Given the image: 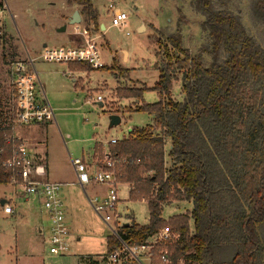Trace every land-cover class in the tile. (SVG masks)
Masks as SVG:
<instances>
[{
    "label": "trees",
    "instance_id": "1",
    "mask_svg": "<svg viewBox=\"0 0 264 264\" xmlns=\"http://www.w3.org/2000/svg\"><path fill=\"white\" fill-rule=\"evenodd\" d=\"M231 1L190 3L206 34L193 55L183 47V16L178 17L176 32L159 43L164 57L150 90L160 100L135 110L150 115L152 125L131 130L129 138L108 149L116 180L131 186L128 199L145 202L148 209L147 226L132 222L120 236L140 244L169 227L181 236L165 247L172 264H264V37L259 41L248 33L241 15L228 7ZM73 2L100 29L90 0H68ZM250 7L254 22L264 27V0H252ZM69 65L73 72L93 70ZM176 71L184 72L181 102L170 94ZM145 90L117 88L116 95L140 102ZM2 109L0 101V186H7L10 171L1 163L10 154L11 129ZM184 201L192 204L190 212L160 219L166 205ZM117 245L108 238L106 253Z\"/></svg>",
    "mask_w": 264,
    "mask_h": 264
},
{
    "label": "rangeland",
    "instance_id": "2",
    "mask_svg": "<svg viewBox=\"0 0 264 264\" xmlns=\"http://www.w3.org/2000/svg\"><path fill=\"white\" fill-rule=\"evenodd\" d=\"M193 0H90L98 14L97 25L105 30L94 28L86 15L79 22L86 39H94L99 48L104 68L86 72L82 77L79 71L73 78L82 77L75 84L71 80L69 64L49 63L42 60L34 62V70L46 100L53 110L54 121L40 125H24L14 130V135L25 141L29 151L42 160L44 152L46 165L52 182L60 179H74L70 160L89 158L95 147L101 151L96 154L90 165H102L104 153L109 150L112 139L122 141L130 136L131 130L152 125V117L135 112L140 105L157 103L160 98L150 90L158 81L157 68L163 60V49L159 43L176 32V22L183 16L181 27L182 43L193 55L205 42L202 32V16L191 8ZM0 101L5 105L7 73L9 63L26 58H37L46 48L54 49L67 46L66 39L73 35L74 26L64 24L65 16L70 13L73 3L68 0H0ZM252 0H233L228 6L241 15L248 33L259 41L263 40L264 27L255 23L250 4ZM76 4V3H75ZM112 7L128 19L124 26H110ZM77 5V4H76ZM77 11L81 8L77 5ZM181 11L182 15L179 13ZM66 27L67 31H62ZM262 38V39H261ZM28 39V40H27ZM81 39V38H80ZM77 43L82 41L76 39ZM119 69L122 71L119 72ZM183 73L174 72L170 94L176 102L183 99ZM83 83V84H82ZM117 88L139 90L146 88L141 95L140 104L133 98L122 99L116 95ZM103 98L102 103L91 102L90 98ZM119 117L117 125H111V117ZM156 130V126L153 124ZM158 131H156V134ZM165 146V162L168 163V141ZM41 148V150H40ZM40 152V153H39ZM42 157V158H41ZM103 186L93 189L86 187L88 195L103 193ZM79 189V187H78ZM106 189V188H105ZM74 190L73 198L86 201L82 191ZM129 187L118 189L117 212L122 225L134 221L139 226H147L148 209L144 202L130 201ZM20 191L11 186H0V264H81L80 257L98 256L104 253L105 239L110 232L105 224L90 210L80 211L76 220H69V250L62 256L48 253V222L41 206L34 201H24ZM16 198H19L17 201ZM68 205V200H65ZM8 205L15 206V212L7 213ZM192 209L190 202L171 205L163 209L160 219L181 216ZM192 231L193 222L190 220ZM41 230L42 235H39ZM102 264H106L102 259Z\"/></svg>",
    "mask_w": 264,
    "mask_h": 264
},
{
    "label": "built area",
    "instance_id": "3",
    "mask_svg": "<svg viewBox=\"0 0 264 264\" xmlns=\"http://www.w3.org/2000/svg\"><path fill=\"white\" fill-rule=\"evenodd\" d=\"M112 0H110V3ZM110 26L121 27L128 19L127 14L114 9L109 4ZM42 60L49 63L89 65L93 70L104 68L100 58V52L94 39L83 38L74 46H58L54 49L44 48L35 59L26 52V58L21 61L9 63L7 73V90L2 116L5 126L10 127L11 133L7 142L11 144L9 156L1 165L6 171H10L8 185L17 188L23 199H33L40 203L45 211L48 227V253L54 256H62L69 250V231L65 222V210L60 198L61 187L45 179L46 170L43 163L35 160L34 154L21 138L14 135L16 128L24 125H40L48 120L55 122L53 110L46 100L42 85L38 81L34 62ZM72 81H77L70 76ZM90 98L91 102L102 103L101 96ZM118 142L112 139L109 145ZM102 165L89 166L81 158L70 160L75 175V184L83 190L86 201L94 214L105 224L110 232L108 238L117 240L118 245L110 254H105L106 264H172L165 247L176 244L181 236L169 227L159 229L147 236L140 244H128L120 236L121 226L117 222L118 206V181L113 168V160L108 151L104 153ZM105 186L106 195L89 197L85 188L87 186ZM19 194V195H20ZM20 195V196H21ZM7 213H13V206L8 205ZM157 247L161 249L156 250ZM177 264H183L179 261Z\"/></svg>",
    "mask_w": 264,
    "mask_h": 264
},
{
    "label": "crops",
    "instance_id": "4",
    "mask_svg": "<svg viewBox=\"0 0 264 264\" xmlns=\"http://www.w3.org/2000/svg\"><path fill=\"white\" fill-rule=\"evenodd\" d=\"M1 3V2H0ZM76 4L75 3H73V7L69 10L70 11V13L68 14V15H66L65 16V19L63 20L64 21V24L65 23H67L69 26H74L73 27V29H74V32H73V35H71V36H68V38L66 39V41H67V43H68V45L67 46H74L75 44H79L80 42H78L77 43V41H76V39H78L79 38V40H82L83 38H85L86 36H85V34L81 31V29H80V26L81 25H79V23H77V24H73V25H71L70 24V21H71V18H72V16H73V13L75 12V11H77V9H76ZM78 13H79V11H77ZM79 16H80V22H81V18H82V16H81V14L79 13ZM104 28V27H103ZM64 32H66L67 31V29H66V27H64ZM104 30H105V28H104ZM81 38V39H80ZM28 40V39H27ZM42 49H44V48H46V44L45 43H42ZM28 53V52H27ZM76 73V71L75 72H73V71H70V74L68 75V76H72L73 74H75ZM79 73H81V75H82V77H84L85 76V74H86V72H81V71H79ZM82 77H78V79H77V81L78 80H81L82 81ZM77 81H75V84H76V82ZM83 82V81H82ZM83 84V83H82ZM139 104H140V102H138ZM27 146V145H26ZM29 146V145H28ZM27 146V147H28ZM30 147V146H29ZM98 148H99V146L97 147H95V152H94V154L91 156V157H89V158H87V159H85V158H81L87 165H89V166H95V165H90L89 164V160L91 161V160H93L94 159V157L96 156V154H99L100 153V151L98 150ZM29 149V148H28ZM40 150H41V148H40ZM101 150V149H100ZM29 152H31L32 154H37V152H35V150L33 149V152L30 150ZM103 152V151H102ZM40 153V152H39ZM41 156L43 157H41L42 158V160H36L37 162H39V163H43V165H44V170H46V176H45V179L46 180H48V181H50V182H52L51 180H49L48 179V176H49V173H48V170L49 169H47V165H46V160H45V155H44V152H42L41 153ZM36 157V156H35ZM52 183H56V184H58L60 187H61V190H60V198L62 199V203L64 204V210H65V222H66V215H68V217H69V220L70 221H72V220H76V218H78V215H79V213H80V211H87V210H90L89 209V207H88V205H87V203H85L84 201H82V200H79V198H73L72 196H71V194L74 192V190H79V189H81V187L80 186H77L76 184H75V175H74V179H68V180H65V179H60V180H57V181H54V182H52ZM119 186H118V189L120 188V187H123V186H126V187H129V190H131V186L130 185H124V184H118ZM99 186V185H98ZM78 187H79V189H78ZM92 188L93 189H96L97 188V185L96 186H92ZM103 188V193H95L94 195H88L87 193V195L89 196V197H96V196H99V197H102V196H104V195H106V192H107V188L105 187V186H103L102 187ZM106 188V189H105ZM80 191H82L83 192V190L81 189ZM85 192H86V188H85ZM130 192V191H129ZM83 194H84V192H83ZM85 195V194H84ZM68 200V205L65 203V200ZM16 200L18 201L19 200V198H16ZM25 201V200H24ZM26 201H34V202H37L39 205H40V203L38 202V201H36V200H33V199H26ZM25 201V202H26ZM5 202V201H4ZM142 202V201H141ZM6 203V202H5ZM117 203H118V201H117ZM145 203V202H144ZM185 203V201L184 202H172V203H170V204H168V205H166L164 208H166L167 206H171V205H178V204H184ZM119 204V203H118ZM41 206V205H40ZM90 206V205H89ZM118 207V206H117ZM163 208V209H164ZM15 209H16V207L15 206H13V213L15 212ZM41 209H42V211H43V214H45V211L43 210V208H42V206H41ZM12 213V214H13ZM117 215H118V217H117V222L119 223V225L121 226V228L122 227H124V226H127V225H130V224H126V225H122L121 223H120V220H119V218H120V215L118 214V212H117ZM45 216H46V214H45ZM46 219H47V217H46ZM48 222V221H47ZM133 223H134V221H132ZM66 224H67V222H66ZM48 227H49V222H48ZM38 232H39V235H42V232H41V230H38ZM107 240H108V237H106V239H105V248H104V253L102 254V255H98V256H88V255H86L85 257H80V259H79V261L81 262V264H91V263H96V264H102L103 262H102V259H104L105 258V254H106V248H107ZM70 245V244H69Z\"/></svg>",
    "mask_w": 264,
    "mask_h": 264
},
{
    "label": "water",
    "instance_id": "5",
    "mask_svg": "<svg viewBox=\"0 0 264 264\" xmlns=\"http://www.w3.org/2000/svg\"><path fill=\"white\" fill-rule=\"evenodd\" d=\"M79 22H80V16H79V13H78L77 11H75V12L73 13L72 18H71L70 24L73 25V24H77V23H79ZM100 28H101V30H104V28H103L102 25H100ZM64 30H65V29L62 28V31H64ZM119 122H120L119 117H117V116H112V117H111L110 126H111V125H112V126H113V125H117ZM4 204H5L4 201H1V202H0V205H4Z\"/></svg>",
    "mask_w": 264,
    "mask_h": 264
}]
</instances>
